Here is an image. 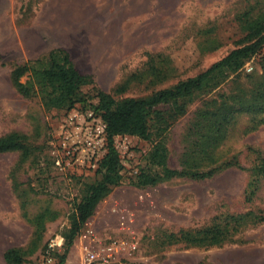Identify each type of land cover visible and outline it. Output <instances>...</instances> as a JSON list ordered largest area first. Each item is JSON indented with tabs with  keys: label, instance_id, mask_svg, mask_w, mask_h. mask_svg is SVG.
<instances>
[{
	"label": "rangeland",
	"instance_id": "1",
	"mask_svg": "<svg viewBox=\"0 0 264 264\" xmlns=\"http://www.w3.org/2000/svg\"><path fill=\"white\" fill-rule=\"evenodd\" d=\"M261 8V0H0V138L22 134L29 150L24 160L19 151L0 153V264L6 249L34 241L33 222L47 211L38 248L24 263L38 264L49 241L63 238L81 186L98 178L106 140L95 158L86 159V151L62 139L69 116L81 126L73 129L74 140L87 138V114L99 117L93 110L97 92L116 100L142 98L196 76L239 45L244 33L237 16L247 10L255 16ZM54 48L65 49L75 68L91 78L81 89L86 103L69 112L46 111L38 98H24L12 85L17 66ZM262 60L264 45L237 74L187 105L165 133L169 168L182 170L194 112L217 94L245 85L246 76H259ZM152 66L167 70L165 78L153 80ZM252 125L241 116L218 149L220 160L235 159L239 168L144 189L133 178L147 165L152 143L116 136L122 182L79 234L91 230L101 253L114 243L107 264H264V222L233 229L220 245L191 246L181 239L182 233L224 225L228 216L264 217V175L255 188L250 170L255 152L264 157V123L249 131ZM79 234L67 252L69 264L81 261L85 242Z\"/></svg>",
	"mask_w": 264,
	"mask_h": 264
},
{
	"label": "trees",
	"instance_id": "2",
	"mask_svg": "<svg viewBox=\"0 0 264 264\" xmlns=\"http://www.w3.org/2000/svg\"><path fill=\"white\" fill-rule=\"evenodd\" d=\"M261 4L262 8L255 16L251 15V10L237 16L244 33L239 45L196 76L178 81L168 88L154 90L142 98L125 97L116 100L106 93L97 92L98 102L93 110L105 124V153L96 165L95 173L98 178L83 184L78 200L73 202L68 215L69 225L62 232L64 243L63 252L58 256L59 264L65 261L80 229L93 216L97 205L112 188L122 182L121 158L114 145L116 136L127 135L152 143L146 158L147 165L133 178V185L138 189L181 177L202 181L219 172L239 168L235 159L220 160L218 149L224 145L241 116L251 118L254 125L247 128L249 131L264 123V60L261 61L259 76H246L245 85H235L228 92L217 94L204 101L202 107L194 112L188 123L187 142L190 148L182 156V170L171 169L166 165L167 149L164 139L170 126L185 114L187 105L195 97L215 90L231 75L237 74L261 50L264 45V0H261ZM150 71L155 81H160V77L165 78L167 75V70L156 66H152ZM22 77L27 80L22 82ZM12 81V85L24 98H38L43 109L59 112H69L76 105H84L86 99L81 89L91 84V78L75 68L69 53L62 48H54L42 59L17 66L13 70ZM24 138L19 133L1 137L0 153L19 151L24 160L29 152ZM255 153L257 156L253 159L250 170L255 177L252 184L256 188L259 178L264 175V157ZM253 195L254 191L249 192V196ZM47 213L38 214L33 222L34 241L26 247H11L3 252L5 264H24L35 254L37 241H40L44 233ZM248 222L252 225L262 223L264 217L249 213L228 216L224 225H214L195 233H182L181 239L191 246L220 245L233 229Z\"/></svg>",
	"mask_w": 264,
	"mask_h": 264
},
{
	"label": "built area",
	"instance_id": "3",
	"mask_svg": "<svg viewBox=\"0 0 264 264\" xmlns=\"http://www.w3.org/2000/svg\"><path fill=\"white\" fill-rule=\"evenodd\" d=\"M74 118V116H69L67 122L69 127L66 128L64 132L65 134H63L62 139L64 141L67 140V142L73 141V145L77 150L83 149L84 151H86V159L87 156L88 158L93 159L99 154V151L102 148L101 146L106 140V134L104 131L105 124L102 122L100 117H95L92 112L88 113L87 120H89V123L85 127L86 131H88V137L77 139L75 138L74 140V137L72 135L73 129L78 126L81 129L80 124L76 122ZM58 239L56 238L55 240H50L46 248L38 254V264H59L58 256L61 254L60 250L62 249L64 240L61 237ZM79 239L85 242L82 246V257L79 264L108 263L107 260L109 259L111 252L114 249V243L110 246H105L101 253L97 250L98 247L93 232L88 228H85L84 231L79 234Z\"/></svg>",
	"mask_w": 264,
	"mask_h": 264
},
{
	"label": "crops",
	"instance_id": "4",
	"mask_svg": "<svg viewBox=\"0 0 264 264\" xmlns=\"http://www.w3.org/2000/svg\"><path fill=\"white\" fill-rule=\"evenodd\" d=\"M66 261L63 262V264H69V262H71L69 259H65Z\"/></svg>",
	"mask_w": 264,
	"mask_h": 264
}]
</instances>
